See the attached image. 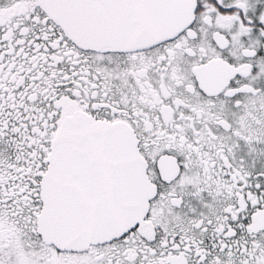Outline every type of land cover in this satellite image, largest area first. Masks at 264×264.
<instances>
[{"label": "snow or ice", "instance_id": "obj_1", "mask_svg": "<svg viewBox=\"0 0 264 264\" xmlns=\"http://www.w3.org/2000/svg\"><path fill=\"white\" fill-rule=\"evenodd\" d=\"M0 264H264V0H0Z\"/></svg>", "mask_w": 264, "mask_h": 264}]
</instances>
